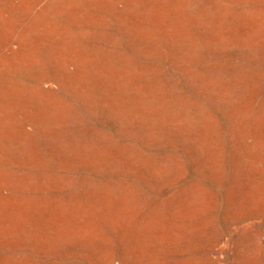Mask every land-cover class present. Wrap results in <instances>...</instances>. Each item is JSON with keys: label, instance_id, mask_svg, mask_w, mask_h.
I'll list each match as a JSON object with an SVG mask.
<instances>
[{"label": "rangeland", "instance_id": "1", "mask_svg": "<svg viewBox=\"0 0 264 264\" xmlns=\"http://www.w3.org/2000/svg\"><path fill=\"white\" fill-rule=\"evenodd\" d=\"M0 264H264V0H0Z\"/></svg>", "mask_w": 264, "mask_h": 264}]
</instances>
